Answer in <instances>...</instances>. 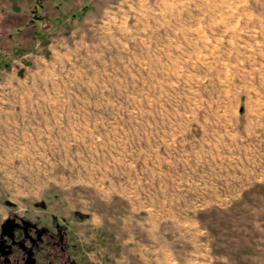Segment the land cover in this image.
<instances>
[{"label": "rangeland", "instance_id": "obj_1", "mask_svg": "<svg viewBox=\"0 0 264 264\" xmlns=\"http://www.w3.org/2000/svg\"><path fill=\"white\" fill-rule=\"evenodd\" d=\"M42 1L0 58L8 209L76 264H264V0Z\"/></svg>", "mask_w": 264, "mask_h": 264}, {"label": "flooded vegetation", "instance_id": "obj_2", "mask_svg": "<svg viewBox=\"0 0 264 264\" xmlns=\"http://www.w3.org/2000/svg\"><path fill=\"white\" fill-rule=\"evenodd\" d=\"M0 198V264H76L59 236ZM5 206V207H4Z\"/></svg>", "mask_w": 264, "mask_h": 264}, {"label": "trees", "instance_id": "obj_3", "mask_svg": "<svg viewBox=\"0 0 264 264\" xmlns=\"http://www.w3.org/2000/svg\"><path fill=\"white\" fill-rule=\"evenodd\" d=\"M0 3L5 5L3 0H0ZM43 3L42 0H36L35 4L29 7V9L24 8L20 10L15 8L12 11L6 9L0 10L1 59H3L1 52H6L8 49L6 46H9V44L33 45L35 39L39 37L42 38V36L46 34L45 31L51 29L48 17H50V13L56 11L57 8L53 1H49L48 5H53V8H51L52 10L48 8V12H46L47 10L43 11V7L45 6ZM36 24L39 25L37 26ZM22 38H24V42H21Z\"/></svg>", "mask_w": 264, "mask_h": 264}, {"label": "bare ground", "instance_id": "obj_4", "mask_svg": "<svg viewBox=\"0 0 264 264\" xmlns=\"http://www.w3.org/2000/svg\"><path fill=\"white\" fill-rule=\"evenodd\" d=\"M5 149V148H4ZM58 171V170H57Z\"/></svg>", "mask_w": 264, "mask_h": 264}]
</instances>
